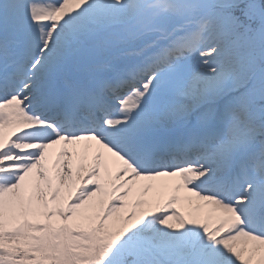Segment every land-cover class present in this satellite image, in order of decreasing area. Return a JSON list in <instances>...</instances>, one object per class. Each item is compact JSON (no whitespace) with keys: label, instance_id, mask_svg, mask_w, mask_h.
Instances as JSON below:
<instances>
[{"label":"snow or ice","instance_id":"snow-or-ice-1","mask_svg":"<svg viewBox=\"0 0 264 264\" xmlns=\"http://www.w3.org/2000/svg\"><path fill=\"white\" fill-rule=\"evenodd\" d=\"M0 264H264V0H0Z\"/></svg>","mask_w":264,"mask_h":264}]
</instances>
